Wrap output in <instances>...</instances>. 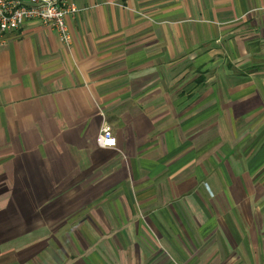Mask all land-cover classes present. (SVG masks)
<instances>
[{
  "label": "crops",
  "instance_id": "0c3cea01",
  "mask_svg": "<svg viewBox=\"0 0 264 264\" xmlns=\"http://www.w3.org/2000/svg\"><path fill=\"white\" fill-rule=\"evenodd\" d=\"M70 2L0 42L1 264H264V0Z\"/></svg>",
  "mask_w": 264,
  "mask_h": 264
},
{
  "label": "built area",
  "instance_id": "2783aa9c",
  "mask_svg": "<svg viewBox=\"0 0 264 264\" xmlns=\"http://www.w3.org/2000/svg\"><path fill=\"white\" fill-rule=\"evenodd\" d=\"M79 12L70 0H0V42L7 33L16 31L28 20H38L43 25L57 31L62 43L71 45V33L67 18ZM109 124L100 128L96 136L104 142L109 135L114 136ZM98 145V144H97Z\"/></svg>",
  "mask_w": 264,
  "mask_h": 264
},
{
  "label": "rangeland",
  "instance_id": "374dc122",
  "mask_svg": "<svg viewBox=\"0 0 264 264\" xmlns=\"http://www.w3.org/2000/svg\"><path fill=\"white\" fill-rule=\"evenodd\" d=\"M264 169H262V170H259V172L255 175V176H258V174H259V177L260 178H262V179H264V173H260L261 171H263ZM257 171V170H256ZM255 172V171H254ZM253 172V173H254ZM51 173V172H50ZM252 173V174H253ZM261 175V176H260ZM163 186V189L161 190V191H159V196L163 199H173V193L170 191V189H166L167 187L165 186V185H162ZM166 187V188H165ZM132 192V194H134L135 192L134 191H131ZM134 192V193H133ZM133 196V195H132ZM134 196H135V194H134ZM184 197H186L187 198V196H184ZM186 198H185V201H186ZM175 200H176V204H178V208H177V206L176 205H173V209H175L176 211H175V214H177V209H179L178 211H179V214L178 215H180V214H185L184 216H190V215H192V214H194L195 212L193 211V208L192 207H190V209L192 210V212H191V210H190V212H188L189 210L187 209V207H186V202H184V200H183V198H182V196H180V198L178 197V198H175ZM172 203V202H171ZM173 203L175 204V201H173ZM172 207V206H171ZM186 224V223H185ZM184 223L182 224L184 227L186 226ZM187 225H191V223H189L188 221H187ZM63 240V243L64 244H66L67 246H69V244H68V240L66 239V238H63L62 239ZM11 256H13L14 257V255H13V253H9ZM10 255H7V257L8 256H10ZM9 258V257H8ZM7 258V259H8ZM1 260H0V264H1Z\"/></svg>",
  "mask_w": 264,
  "mask_h": 264
},
{
  "label": "clouds",
  "instance_id": "9594fccd",
  "mask_svg": "<svg viewBox=\"0 0 264 264\" xmlns=\"http://www.w3.org/2000/svg\"><path fill=\"white\" fill-rule=\"evenodd\" d=\"M107 122L102 121L101 127H103ZM110 127V126H109ZM98 147L103 150H115L117 147V138L115 136L109 135L104 142L97 141Z\"/></svg>",
  "mask_w": 264,
  "mask_h": 264
}]
</instances>
